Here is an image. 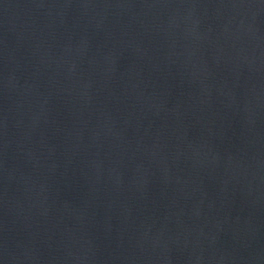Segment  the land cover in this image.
Returning <instances> with one entry per match:
<instances>
[{"label": "water", "instance_id": "obj_1", "mask_svg": "<svg viewBox=\"0 0 264 264\" xmlns=\"http://www.w3.org/2000/svg\"><path fill=\"white\" fill-rule=\"evenodd\" d=\"M0 264H264V0H0Z\"/></svg>", "mask_w": 264, "mask_h": 264}]
</instances>
